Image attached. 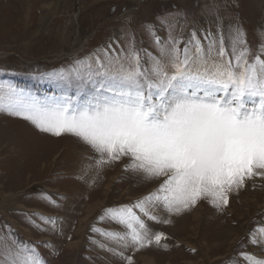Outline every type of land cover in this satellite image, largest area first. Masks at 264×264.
<instances>
[{
  "label": "rangeland",
  "instance_id": "374dc122",
  "mask_svg": "<svg viewBox=\"0 0 264 264\" xmlns=\"http://www.w3.org/2000/svg\"><path fill=\"white\" fill-rule=\"evenodd\" d=\"M217 13L225 29L242 26L253 54L260 50L264 0H0V81L51 95L57 89L43 73L89 56L103 59L101 49L127 51L133 35L142 56L144 51L157 54L148 25L164 39L170 27L174 36L187 39L193 27L215 32ZM98 158L78 137L42 132L27 120L0 112V240L14 230L39 249L47 264H128L101 248L97 241L116 246L92 228L123 231L99 220L104 209L147 196L163 178L150 180L126 170L127 157L86 168ZM45 193L56 203L45 199ZM154 212L160 222L153 221L152 229L167 239L140 250L120 249L132 264H232L233 257L248 264L241 252L264 258V246L249 242L250 230L264 227V177L230 193L222 210L202 199L179 215L162 207ZM36 213L56 217V227ZM165 219L171 222L165 224Z\"/></svg>",
  "mask_w": 264,
  "mask_h": 264
},
{
  "label": "snow or ice",
  "instance_id": "6c2138e0",
  "mask_svg": "<svg viewBox=\"0 0 264 264\" xmlns=\"http://www.w3.org/2000/svg\"><path fill=\"white\" fill-rule=\"evenodd\" d=\"M216 24L215 32L193 27L187 39L174 36L171 27L164 39L148 25L157 54L144 51L142 56L133 35L127 51L101 49L103 59L89 56L43 73L57 89L51 95L0 81V112L42 132L78 137L99 155L86 168L127 157L126 170L163 178L147 196L104 209L99 220L123 231L92 228L116 247L97 241L99 246L128 264L132 257L120 249L140 250L167 239L148 223L160 222L157 207L179 215L206 199L222 210L230 193L264 177V43L253 54L242 26L225 29L218 13ZM44 198L56 203L46 193ZM35 215L56 227V217ZM249 242L264 246V227L250 230ZM239 257L264 264L254 253ZM0 264L47 261L33 243L8 230L0 240Z\"/></svg>",
  "mask_w": 264,
  "mask_h": 264
},
{
  "label": "bare ground",
  "instance_id": "6f19581e",
  "mask_svg": "<svg viewBox=\"0 0 264 264\" xmlns=\"http://www.w3.org/2000/svg\"><path fill=\"white\" fill-rule=\"evenodd\" d=\"M133 175H134V174H133ZM150 180H151V179H150ZM152 180H153V179H152ZM246 182H247V181H246ZM248 185H249V184H248ZM246 186H247V185H246ZM244 188H245V187H244ZM250 197H251V196H250ZM252 199H254V198H251L250 200H252ZM199 202H200V201H199ZM251 203H252V202H251ZM233 204H234V203H233ZM90 205H91V204H90ZM96 205H97V204H96ZM96 205H95V207H96ZM201 205H203V204H201ZM199 207H200V206H199ZM7 208H9V207H7ZM7 208H6V209H7ZM204 208H205V207H204ZM200 210H201V209H200ZM8 211H9V210H7V213H8ZM94 211H95V209H93V210H89V211H88V214H89V213H93ZM197 211H199V209H198ZM230 211H231V210H230ZM233 212H234V211H233ZM236 212H237V211H236ZM154 213H155V212H154ZM198 213H199V212H198ZM239 213H240V212H239ZM200 215H201V214H200ZM203 215H204V214H203ZM196 218H197V217H196ZM198 218H199V215H198ZM184 220H185V219H184ZM194 221H195V220H194ZM186 222H187V221H186ZM148 223H149L150 227L153 228V224H152L153 221H148ZM195 223H196V222H195ZM192 224H193V223H192ZM154 225H155V224H154ZM79 226H80V225H79ZM157 227H158V226H157ZM190 227H191V226H190ZM192 227H193V226H192ZM110 228H111V227H110ZM114 229H115V230H116V229H117V230H120L119 228H115V227H114ZM172 230H173V229H172ZM189 230H190V229H189ZM193 230H194V229H193ZM194 231H195V230H194ZM232 231H233V230H232ZM190 232H191V231H190ZM166 233H167V232H166ZM182 233H183V232H182ZM187 233H188V232H187ZM78 234H79V233L76 232V236H78ZM83 234H84V233H83ZM235 234H236V233H235ZM25 235H26V234H25ZM29 236H30V235H29ZM81 239H82V238H81ZM169 242H170V241H169ZM76 244H77V243H75L74 245H76ZM79 245H80V244H79ZM74 249H75V247H74ZM140 255H141V254H140ZM141 257H142V256H141Z\"/></svg>",
  "mask_w": 264,
  "mask_h": 264
}]
</instances>
